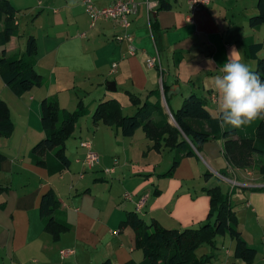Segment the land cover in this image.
I'll return each mask as SVG.
<instances>
[{
	"label": "crops",
	"instance_id": "0c3cea01",
	"mask_svg": "<svg viewBox=\"0 0 264 264\" xmlns=\"http://www.w3.org/2000/svg\"><path fill=\"white\" fill-rule=\"evenodd\" d=\"M9 1L16 9L17 32L3 49L7 56L19 54L26 36L32 34L36 41L34 67L42 82L27 93L15 95L0 77V98L22 108L25 120L18 143L13 133L0 136V186L8 184L0 192V264H103L106 260L139 264L142 252L135 246V232L122 223L126 212L135 210L136 199L147 195L137 212L144 220L155 219L166 228L182 229L206 219L209 196L204 187L213 185L229 193L240 236L256 253L252 262L245 263L233 255L231 237L217 238L214 246H200L202 254L211 255L204 264H264V189H249L250 181L264 180L253 172L247 176L244 170L229 168L223 139L205 141L201 150L194 148V154L183 156L173 172L166 174L173 150L151 148L140 127L131 135H123L115 125L93 124L90 119L93 106L103 99H115L122 113L129 115L136 108L130 95L142 102L153 99L152 92H159L160 104L170 117L171 110L191 93L205 98L207 107L216 114L219 97L211 80L221 74L230 49L235 46L241 62L252 67L254 60L244 56L238 40L250 34L264 43V25H248V17L256 12V0H211L193 11L186 0H169L168 9H157V0H150V9L143 0H135L139 3L130 15L128 28L133 35V54H128L126 40L114 39L124 32L115 21L100 18L89 24L81 0H36L34 9L40 10L32 20L39 19L41 27L28 34L26 28L20 29L15 1ZM92 1L106 7L115 0ZM156 51L161 70L145 63ZM113 62L115 70H111ZM107 81L115 83V90L106 88ZM77 84L93 91L90 105L65 142L69 166L50 174L28 157L36 138L44 136L39 104L51 96L67 110L76 108L79 100L83 105ZM80 140L90 141L99 157L92 168L80 161L85 152ZM105 167H113V171L105 172ZM220 170L238 184L220 178ZM49 188L58 198L55 215L70 224V229L57 238L44 230L38 213L40 195ZM124 191L133 194L131 200L123 198ZM65 247H72L73 252L61 257L60 250Z\"/></svg>",
	"mask_w": 264,
	"mask_h": 264
},
{
	"label": "trees",
	"instance_id": "16d2710c",
	"mask_svg": "<svg viewBox=\"0 0 264 264\" xmlns=\"http://www.w3.org/2000/svg\"><path fill=\"white\" fill-rule=\"evenodd\" d=\"M157 1V9H168L171 6L169 0ZM15 11L9 0H0V77L15 95H21L32 87L39 86L42 76L34 67L36 41L32 34L26 36L24 52L20 56H7L3 49L9 37L17 32ZM248 25H264V0H256V12L248 17ZM238 41L244 56L254 60L250 69L264 80V43L255 40L252 35L243 36ZM152 93L153 99L145 98L142 102L131 94L130 99L136 108L129 115L122 113L121 106L115 99H103L91 113L92 123L115 125L123 135H131L140 127L150 140L151 148L174 151L166 174L173 172L183 156L194 154V148L201 150L202 144L211 139H223V154L229 165L235 168L251 166L252 155L264 156V119H257L241 129L228 127L221 130L218 126L219 111L212 113L205 98L191 93L175 110H171V122L160 104L159 92ZM39 110L44 137L30 149V160L33 164L46 168L50 174L61 173L70 164L65 142L73 134L77 119L87 109L79 100L77 109L67 110L59 107L55 97L47 96L41 99ZM12 125L6 102L0 98V136H9ZM2 159L3 155L0 153V163ZM224 172L220 173L225 175ZM258 173L264 179V164H260ZM6 189L7 187L0 186V192ZM204 189L209 196V209L206 219L197 226L166 228L155 219L144 220L135 210L126 212L122 223L129 225L135 232V246L142 252L139 264H204L211 255H197L195 250L203 244L214 246L219 235H228L234 240L233 255L236 258L245 263L254 260L255 248L240 236L229 193L224 192L220 185ZM249 189L261 190L264 186H250ZM57 206L58 198L52 188L40 195L39 217L44 230L53 238L70 229V224L62 216L55 215ZM103 264L112 263L106 260Z\"/></svg>",
	"mask_w": 264,
	"mask_h": 264
},
{
	"label": "clouds",
	"instance_id": "9594fccd",
	"mask_svg": "<svg viewBox=\"0 0 264 264\" xmlns=\"http://www.w3.org/2000/svg\"><path fill=\"white\" fill-rule=\"evenodd\" d=\"M241 61L240 51L233 46L220 68L221 74L211 80V87L219 97L221 130L241 129L264 119V80Z\"/></svg>",
	"mask_w": 264,
	"mask_h": 264
},
{
	"label": "built area",
	"instance_id": "2783aa9c",
	"mask_svg": "<svg viewBox=\"0 0 264 264\" xmlns=\"http://www.w3.org/2000/svg\"><path fill=\"white\" fill-rule=\"evenodd\" d=\"M211 0H186L188 8L190 11L196 10L202 6L208 4ZM40 3V0H38ZM146 6L151 8L150 0H143ZM83 5V9L85 13L88 15L89 24L92 26L95 22L100 19H110L115 21L123 30L122 34L114 35V39L117 41L126 40L128 42V54H133L135 52V46L132 44L133 35L128 31L130 26V15L134 14L137 11L138 3L135 0H115L112 4L106 7H98L94 4L92 0H81ZM145 63L149 67H156L158 70H161V65L159 61L158 52L152 56H147L145 59ZM116 62L111 64V70H115ZM160 90L162 91V85H160ZM214 100V98H212ZM215 101V100H214ZM169 113V112H168ZM170 115V113H169ZM79 145L85 148V152L80 159L81 163L85 165L86 168H92L99 162V157L95 151L91 148V143L88 140H80ZM113 163H116V159L113 160ZM105 172L113 171V167H105L103 168ZM220 175L219 173H217ZM83 175L82 172L79 173L81 177ZM222 176V174L220 175ZM235 181V179H231ZM132 193L130 191H124L122 193L123 198L131 200ZM146 202V194H141L135 202V211L139 212ZM73 252L72 247L63 248L60 250V256L64 257ZM1 264H13L10 263H1Z\"/></svg>",
	"mask_w": 264,
	"mask_h": 264
},
{
	"label": "rangeland",
	"instance_id": "374dc122",
	"mask_svg": "<svg viewBox=\"0 0 264 264\" xmlns=\"http://www.w3.org/2000/svg\"><path fill=\"white\" fill-rule=\"evenodd\" d=\"M15 1L16 3V7L19 8L16 12V17L20 20V29H27L26 30V34H28L29 31H33L35 29H37L38 27H41L40 26V20L37 19V20H32L34 19L35 15L39 12L40 9H34V5L36 4V0H13ZM22 3V4H21ZM32 5V6H31ZM37 7V5H36ZM39 8V7H38ZM28 26H31V27H28ZM240 28V26H238ZM233 31V30H232ZM31 33V32H29ZM250 35V34H249ZM24 51V49H23ZM23 51H21L19 54L17 55H21L23 53ZM78 83V81H77ZM78 87H76L75 89L78 91V93H81V95L83 96V99H84V108H86L87 105H90V94L93 92H90L89 90H83L82 86H79V84H77ZM26 93L29 92V90L25 91ZM24 92V93H25ZM6 106L8 108V116L9 118L11 119L12 121V128H11V132L10 133H13V140L16 141V143L19 142V140L21 139L22 137V130L25 128V120H24V113H23V109L20 108V107H17V106H10L9 104L6 103ZM59 107L63 108L62 106L59 105ZM96 105L93 106L92 108V112L93 110L95 109ZM78 108V104L76 106V108H74L73 110L77 109ZM91 112V113H92ZM90 113V115H92ZM21 116H20V115ZM87 114V110H86V113L83 114L82 116H80L78 119H77V125L81 124V122L83 121V118L85 117V115ZM169 115V114H168ZM90 118V117H89ZM91 119V118H90ZM89 119V120H90ZM169 119L171 120V122H173V119L172 117L169 116ZM39 120H40V116H39ZM77 127V126H76ZM44 136L40 137L38 136V138H36L37 140L30 146L29 149L32 148V146L38 142L41 138H43ZM234 140H237L236 137H234ZM30 151V150H29ZM28 157H29V153H28ZM30 158V157H29ZM260 164H264V156H258V155H252L251 157V166H246V167H240V168H237V169H240V170H244L245 172H247V176H251V172H253V176L256 175L258 177H261L258 173V168L260 166ZM227 166L230 168L232 167L233 169L235 167L229 165V163L227 164ZM245 166V165H244ZM221 172L224 171V170H220ZM225 175H228L226 173V171L223 173ZM218 175V174H217ZM221 175V174H220ZM218 175L220 178H224L228 181H230L231 185H237L238 182L237 181H233L231 180L232 178H229V176H220ZM217 180V179H216ZM224 180L225 182H228ZM264 180V179H262ZM262 183H255L254 181H250V185L249 186H264V181H261ZM220 183V182H219ZM229 183V182H228ZM229 183V184H230ZM233 183V184H232ZM4 186H8V184H4ZM226 191V190H225ZM147 196V195H146ZM140 212V211H139ZM213 220V219H212ZM228 235H219L217 236L216 238H225L227 237ZM202 246V245H201ZM216 246L220 247L219 244H216ZM224 247H225V244H224ZM67 248V247H65ZM63 249V248H62ZM202 249L200 248V246L195 250L196 254L197 255H201L202 254Z\"/></svg>",
	"mask_w": 264,
	"mask_h": 264
},
{
	"label": "water",
	"instance_id": "95a60500",
	"mask_svg": "<svg viewBox=\"0 0 264 264\" xmlns=\"http://www.w3.org/2000/svg\"><path fill=\"white\" fill-rule=\"evenodd\" d=\"M106 88L108 89V90H115V83L113 82V81H107L106 82Z\"/></svg>",
	"mask_w": 264,
	"mask_h": 264
}]
</instances>
